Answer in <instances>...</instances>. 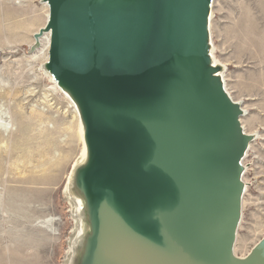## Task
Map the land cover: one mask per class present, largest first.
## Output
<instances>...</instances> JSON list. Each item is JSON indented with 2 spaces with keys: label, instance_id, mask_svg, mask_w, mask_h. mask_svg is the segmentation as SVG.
I'll list each match as a JSON object with an SVG mask.
<instances>
[{
  "label": "water",
  "instance_id": "95a60500",
  "mask_svg": "<svg viewBox=\"0 0 264 264\" xmlns=\"http://www.w3.org/2000/svg\"><path fill=\"white\" fill-rule=\"evenodd\" d=\"M42 1L44 70L83 128L76 264H264V236L234 254L253 139L212 65L214 0Z\"/></svg>",
  "mask_w": 264,
  "mask_h": 264
},
{
  "label": "rangeland",
  "instance_id": "374dc122",
  "mask_svg": "<svg viewBox=\"0 0 264 264\" xmlns=\"http://www.w3.org/2000/svg\"><path fill=\"white\" fill-rule=\"evenodd\" d=\"M42 6L0 0V264H70L72 254L76 220L67 178L81 145L69 102L53 89L33 36L45 25ZM257 35L264 37V0L213 1V56L254 135L243 160L238 257L264 236V45Z\"/></svg>",
  "mask_w": 264,
  "mask_h": 264
},
{
  "label": "bare ground",
  "instance_id": "6f19581e",
  "mask_svg": "<svg viewBox=\"0 0 264 264\" xmlns=\"http://www.w3.org/2000/svg\"><path fill=\"white\" fill-rule=\"evenodd\" d=\"M42 7H44V9H45L44 17H45V24H46L47 19H48V8H47V5L44 4V3H43ZM210 25H211V12H210V17H209V35H210ZM44 27H45V25H44ZM44 27H42V28H44ZM37 33H35V34H37ZM248 34H250V35L255 34L254 33V29H253V25H251V27L248 28ZM257 39H259L260 45H264V37H262V36L260 37L259 35H257L256 40ZM253 41H255V40H253ZM38 42L41 43L43 51L45 52V61L47 62L48 49H49V34L48 33L47 34H43V36L39 39ZM210 45H211L210 56H211L212 65L214 67L220 69V67H219L220 63L218 61H216L214 56H213V48H212V44H211V38H210ZM263 50H264V48H263ZM41 52H42V50H41ZM39 55H41V54H39ZM42 59H43V57H42ZM45 74L53 82V89L55 91H58L59 93H61L68 100L70 108L72 109V113H73L74 119H75V121L77 123V129L76 130H77V134H78V138H79L78 140H79L80 145H81V150H80L78 156L75 158V160H74V162L72 164V167L70 169L68 178H67V193H68L69 200H70V202H71V204L73 206V211H74L75 220H76L75 232H74L73 239H72V254H71V257H70V264H76V260H77V257L79 255V252H80V246H81L82 239H83V237L86 235V233L88 231V227H87V225L85 223V220H84V204H83V201L77 195V193L75 192V190L73 188V176H74V173L79 167H81L85 163V160H86L85 145H84V140H83V128H82V125L80 123V120H79V117H78V114H77V110H76L74 104L72 103V101L70 100V98L68 97V95L66 93H64L58 87L57 83L53 81V78L46 71H45ZM217 75L222 80L225 91L227 92L229 97L232 99V101L235 102L237 105H239V107H240V109H241V111L243 113V116H244L245 108H243L239 102L233 100V98L230 96V94H229V92H228V90L226 88V85H225L223 72L219 70ZM241 126L243 128L244 133L247 134L248 136H250L253 139V141H254L253 133L252 132L248 133L246 128H245V126L243 125V123H241ZM0 130L2 131V130H5V129L0 126ZM251 143L249 144V147H248V150H247V152L245 154V157L247 156L249 148L251 149V147H250ZM242 166H243V170L245 172V165H244L243 161H242ZM242 182H243V185H244V193H245V191H246V182L243 180V176H242ZM242 206H243V198H242ZM239 226H240V224H239ZM234 254L237 256V254L235 253V246H234ZM245 256L240 257V258H244Z\"/></svg>",
  "mask_w": 264,
  "mask_h": 264
}]
</instances>
